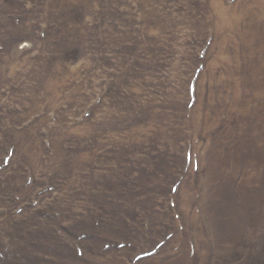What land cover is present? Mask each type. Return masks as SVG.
I'll list each match as a JSON object with an SVG mask.
<instances>
[{
    "label": "rangeland",
    "instance_id": "obj_1",
    "mask_svg": "<svg viewBox=\"0 0 264 264\" xmlns=\"http://www.w3.org/2000/svg\"><path fill=\"white\" fill-rule=\"evenodd\" d=\"M0 264H264V0H0Z\"/></svg>",
    "mask_w": 264,
    "mask_h": 264
}]
</instances>
